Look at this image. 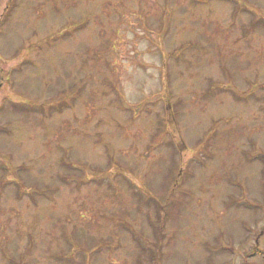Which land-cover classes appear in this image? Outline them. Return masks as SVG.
Returning a JSON list of instances; mask_svg holds the SVG:
<instances>
[{"label":"rangeland","instance_id":"rangeland-1","mask_svg":"<svg viewBox=\"0 0 264 264\" xmlns=\"http://www.w3.org/2000/svg\"><path fill=\"white\" fill-rule=\"evenodd\" d=\"M0 264H264V0H0Z\"/></svg>","mask_w":264,"mask_h":264}]
</instances>
